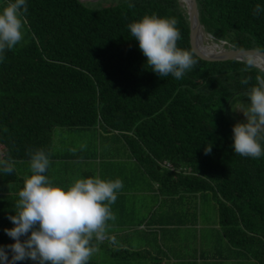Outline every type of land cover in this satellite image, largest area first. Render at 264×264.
I'll return each instance as SVG.
<instances>
[{"label": "trees", "instance_id": "16d2710c", "mask_svg": "<svg viewBox=\"0 0 264 264\" xmlns=\"http://www.w3.org/2000/svg\"><path fill=\"white\" fill-rule=\"evenodd\" d=\"M106 2L27 0L29 42L0 62V159L29 162L28 151L36 149L50 155L57 128L100 124L124 134L166 193L212 192L225 238L264 264V156L243 157L232 148V109L247 106L245 93L264 71L252 64L241 72L247 62H210L194 52L198 63L182 79L159 77L146 65L128 24L144 15L175 17L177 46L194 51L180 0ZM197 3L200 21L216 42L264 53V13L253 15L264 0ZM247 76L251 81L242 85ZM209 144L212 152L205 155ZM19 183L16 171L2 174L0 193ZM3 204L1 195L0 245H8L14 241L4 229L13 224Z\"/></svg>", "mask_w": 264, "mask_h": 264}, {"label": "clouds", "instance_id": "9594fccd", "mask_svg": "<svg viewBox=\"0 0 264 264\" xmlns=\"http://www.w3.org/2000/svg\"><path fill=\"white\" fill-rule=\"evenodd\" d=\"M128 7L135 5L128 3ZM27 13V0H8L0 8V62L6 52L22 42ZM261 13L264 6L257 4L253 15ZM177 24L175 17L152 14L128 24V29L151 71L159 77L179 80L197 65L198 59L194 51L177 46L181 39ZM252 63L249 59L241 72H248ZM251 79L243 77L240 83L248 85ZM255 81L245 93L249 103L238 111L245 120L232 128L234 153L252 159L264 156V76L257 75ZM212 147L205 146L204 154L210 155ZM27 154L31 175L25 176L18 191L15 214L7 217L13 227L4 232L14 243L0 245V264H89L100 251L101 242L116 243L109 236L110 222L117 219L112 205L124 187L123 181L97 175L75 178L71 184L60 186L46 174L51 160L45 150H29ZM14 171L11 157L0 159V173L11 175Z\"/></svg>", "mask_w": 264, "mask_h": 264}, {"label": "crops", "instance_id": "0c3cea01", "mask_svg": "<svg viewBox=\"0 0 264 264\" xmlns=\"http://www.w3.org/2000/svg\"><path fill=\"white\" fill-rule=\"evenodd\" d=\"M49 158L46 174L60 186L71 184L75 178L97 175L123 181L124 187L112 205L117 219L110 222L109 236L116 243L101 242L97 258L92 257L89 264H256L225 238L212 192L166 193L168 187L139 163L124 134L100 124L57 128ZM28 165L15 163L22 168ZM16 174L19 186L9 184L1 194L7 217L15 214L16 195L26 176Z\"/></svg>", "mask_w": 264, "mask_h": 264}, {"label": "water", "instance_id": "95a60500", "mask_svg": "<svg viewBox=\"0 0 264 264\" xmlns=\"http://www.w3.org/2000/svg\"><path fill=\"white\" fill-rule=\"evenodd\" d=\"M81 2H84L80 0ZM98 0H87L86 2H95ZM188 1V21L190 25V37L191 43L194 52L197 54L198 57L205 61L210 62H219V61H242L247 62L252 57H260L264 59V53L258 51L256 49L251 50H240L234 48H226V42L220 41L215 44V47L212 48L213 51L207 52L201 47L200 44V33L205 31L204 26L200 21V13L198 8L197 0H187ZM206 32V31H205ZM209 35V34H208ZM213 38L211 35H209ZM214 39V38H213ZM257 68L264 71V68H260L259 66L252 63Z\"/></svg>", "mask_w": 264, "mask_h": 264}, {"label": "rangeland", "instance_id": "374dc122", "mask_svg": "<svg viewBox=\"0 0 264 264\" xmlns=\"http://www.w3.org/2000/svg\"><path fill=\"white\" fill-rule=\"evenodd\" d=\"M82 1L86 2L87 0H82ZM101 1H107L105 3V5H107L108 3L111 2V0H98V1H95V3H98V2H101ZM86 3H89V2H86ZM5 4H6L5 0H0V8H2ZM184 8L186 9V7H184ZM186 11H187V9H186ZM28 42H29V31H28V28L26 26L25 27L24 38H23L22 42L19 45H17L16 47H21V46L27 44ZM212 42H214V43H212ZM216 43L217 42L213 38H211V37L209 38L208 41H205V45L207 47H209L210 50H212V48L215 47L213 45H215ZM225 47H227V46L225 45ZM242 107H243V105L241 103H239V104H237V105H235L233 107V109H232V117H233L234 121L244 122L245 117L243 116V114L241 112H238V111L242 110ZM15 170L18 173L19 176L21 175V173H24L27 176H30L31 175V173L29 171V165L27 167H25V168H22L20 166L19 167L18 166L17 167L15 166ZM1 176H2V173H0V184H1ZM1 194L2 193H0V196H1ZM2 197H4V195H2ZM16 197L18 198V195H16ZM93 257H96L97 258L96 255H94ZM23 264H32V262L31 261H25V262H23Z\"/></svg>", "mask_w": 264, "mask_h": 264}, {"label": "bare ground", "instance_id": "6f19581e", "mask_svg": "<svg viewBox=\"0 0 264 264\" xmlns=\"http://www.w3.org/2000/svg\"><path fill=\"white\" fill-rule=\"evenodd\" d=\"M180 2L182 4V6L186 7V9H188V1L187 0H180ZM209 38H210L209 35L205 31H202L200 33V44H201V47L204 50H206L207 52L213 51V50H210V48L205 45V41H208ZM212 43H214V42H212ZM213 46H215V45H213ZM250 59L252 60V62L255 65L259 66L260 68H264V59H262L260 57H252Z\"/></svg>", "mask_w": 264, "mask_h": 264}, {"label": "built area", "instance_id": "2783aa9c", "mask_svg": "<svg viewBox=\"0 0 264 264\" xmlns=\"http://www.w3.org/2000/svg\"><path fill=\"white\" fill-rule=\"evenodd\" d=\"M164 165H166L168 168H170L173 171L175 170L174 167L169 163H165Z\"/></svg>", "mask_w": 264, "mask_h": 264}]
</instances>
